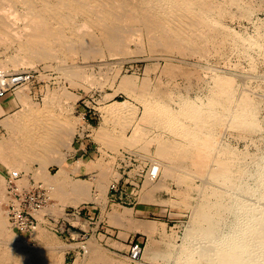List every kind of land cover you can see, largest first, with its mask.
Segmentation results:
<instances>
[{"label":"rangeland","instance_id":"obj_1","mask_svg":"<svg viewBox=\"0 0 264 264\" xmlns=\"http://www.w3.org/2000/svg\"><path fill=\"white\" fill-rule=\"evenodd\" d=\"M211 1L221 9L225 7L223 13H221L222 10L215 9L217 13L219 10L221 11L218 15L221 14L222 17L215 15L217 14L215 11L213 13L216 17L215 20L220 21V25L216 24L217 30L214 29L215 32L210 33L208 38L204 37L207 41L204 38L197 40L194 48L188 45L189 48H185L186 44H182L183 48L179 49L178 45L177 49L179 50L173 48V54L171 49L172 47L176 48L177 45L171 46L168 52H166L167 48L165 50L159 48L160 52L157 48L156 51V48L152 46V40L148 41L144 38L148 37L149 39L152 36L151 33L140 30L141 34L138 29L133 30L135 36L133 31L130 32L129 41L131 42L127 45L129 51L127 47L125 48L128 52L123 49V51L121 50L123 53L118 54V51L110 52V50L101 48L96 51L95 56L94 52L93 55L90 54L94 57H90V55L86 57L87 55L81 53L80 50L74 49L73 55L58 52L53 57L39 59L40 61L35 60L30 64H17L15 68V65H11V61L7 60L10 56L12 58L15 52L21 56L24 52L23 49L19 47L18 49H21L19 51L17 49L19 44L16 45L18 41L12 42L11 37L8 38L10 41L8 39L7 42L5 41L8 47L4 42H0V45L3 44L0 46V53L3 52L0 54V58H4L9 66L6 70L11 72L26 70L31 73L30 81L20 86L16 93L12 94L15 100L14 107L7 112L3 110L0 112V146L3 147L8 139L11 140L10 136L16 135H12L14 133H19L17 137L24 135L20 130L14 129L17 130L14 132L12 126L11 128L7 126L10 125V122L12 124L16 120L17 123L25 117L32 118L41 114L58 121V128L63 125L60 129L57 128V136L61 135L63 139L65 137L67 139L69 130H71L70 137H72L68 145L61 142L62 138L56 137L55 139L60 141H53L55 147L52 148L53 151L50 150V159L44 164L33 160V158H27L26 149L24 157L27 159L21 155L25 161L24 168L19 169L13 165L11 167L6 164L8 162L0 159V214L2 215L0 220L2 218L1 222H7L5 224L8 227L4 224L6 233L0 234V237H3L0 238V250L3 254V256L0 255V264H6L8 261L10 264H24L20 262L19 257L21 256L27 258L28 262L25 264H37L43 259V256L55 259L56 264H95L99 261L96 259L99 258L100 261L96 264H100V262L103 264L104 261H107V264H264V0ZM231 1L235 2L233 6L227 3ZM240 6L245 9L239 8L240 11L234 9ZM230 33L232 34L230 35ZM221 34L224 37L222 40ZM233 35L240 39L235 36L233 38ZM213 36L219 39L217 40ZM139 39L141 40L139 41ZM225 39L229 41L225 42L227 41ZM142 40L144 43L141 42ZM204 40L207 45L202 46ZM236 41L239 43H235ZM198 43H200L199 46ZM235 44L236 47H234ZM201 47L202 50H200ZM148 48L152 49L151 53ZM183 49L186 51L184 52ZM189 49L192 51L188 53ZM180 50L184 52L185 56H181L183 53L181 54ZM99 51L100 54L102 51V55H98ZM206 51L209 53L207 54ZM128 53L131 54L127 55ZM193 53L195 54L192 55ZM203 55L205 56L203 57ZM175 65L177 68L172 69ZM73 66H77V69ZM69 67L71 70H68ZM167 68L170 69V73H166ZM171 69L173 70L172 75L175 76L172 78ZM174 70L177 73L174 74ZM76 76L77 78H75ZM143 77L144 81H141ZM126 80L131 81V86L132 83H135L133 88L130 86L132 92L126 86L127 84L129 86V82ZM219 80L221 83H218ZM140 81L143 84L147 81L150 82L149 85L146 83L145 90L149 88L147 91L140 90L144 88L140 85ZM158 84H161L162 88L164 84L168 85L164 86V90L162 89L161 92V87ZM223 85L226 91L221 92L224 89ZM137 86L142 87L138 88ZM134 88L138 89L137 92ZM138 91H141L139 92L141 95ZM158 91L161 92L160 95L162 93L168 95L170 91L169 96L173 92L176 96L178 93L181 98L178 96L177 98L173 94L174 96H167L165 99L166 95L165 97L163 94L160 96ZM133 92L138 94L135 95ZM142 92L151 94L149 93L150 96L146 94L145 98V94ZM172 96L174 99H171ZM197 96L200 100H197ZM183 97L184 101H188L189 98V101L192 99V101L204 105L208 104L207 101L211 102L212 100L213 107L217 111L223 109L220 111L221 114L227 111L231 116L229 122L219 120L212 123L209 132L213 136V144L216 142L211 149L212 156L205 163L193 161L194 159L198 160L195 157L196 154L198 155V150L196 152L197 148L191 145L185 136H177L178 134L175 135L163 125L148 122L149 120H145V115H143V110H145L143 102L159 101V104L178 109L177 103H181ZM203 99L206 100L201 102ZM116 101L125 103L127 107L126 113H124L128 115L123 113L120 116L125 115L129 118L132 114L130 124L127 125L126 121L123 123L121 119L114 122L111 115L108 116L104 112V106L118 103ZM7 121L9 124H6ZM185 121L189 123L188 119ZM226 121L229 124L226 125ZM16 123L14 125H17ZM146 127L150 131L147 133L148 135ZM64 128L66 129L63 131L68 130V132H61ZM138 129L146 135L143 137L142 133L139 135ZM105 135L109 136V140ZM162 138L165 141L177 142L180 146L182 145L184 153L181 154V157L183 155V158L179 159L178 155L177 158L165 159V157L157 155L159 154L157 151L159 142ZM111 139H115L117 144H114ZM157 140L158 142H156ZM51 153L54 155L53 158L58 157L63 160L64 167L69 171L70 179H68L70 181L79 180L90 185V197L92 198L88 197L76 205L73 204L69 198L70 194V197H73V191L69 186L67 187L68 184L63 185L61 188L63 190L56 187L57 195L65 194L63 198L53 192L57 190L54 184L52 185V182L50 183L45 178V174L55 175L60 170L61 164L57 163L58 161L55 159L52 160ZM82 154H86V157L82 158ZM0 156H3L2 152ZM228 157L229 159H227ZM158 160L160 161L158 162ZM162 161L167 164L164 165ZM224 163L226 164L221 168L219 176L215 177V174L213 176L212 171ZM154 166L158 169L155 175H152L151 169ZM7 169L23 170V180L20 181L22 184L27 185L32 177L47 187L50 196L49 202L35 214L38 221L37 228L21 236H18L13 230L8 213V205L12 196L7 189ZM159 180L161 181L159 182ZM47 183L49 186L51 184L50 188L55 189L52 191ZM113 184L115 187H112ZM151 185L152 187H150ZM200 186H202L201 189ZM68 189L72 193L71 191L68 193ZM103 189H106V193ZM198 189H200V194ZM182 201L189 204L185 203L186 205H184ZM122 211L128 217L119 216ZM199 211L207 212L212 217L208 221L202 220L197 215ZM144 222L150 223V230L144 228ZM190 226L193 231H190ZM204 230L206 231L205 235ZM209 231H211L210 235L207 236ZM38 233L41 234L38 235ZM90 243H95L94 247L98 253L91 249ZM61 245L62 248H59ZM64 246L66 247L64 248ZM2 247L8 248L3 251ZM17 249L19 250L17 251ZM41 251L42 254H40ZM16 254L17 256H15ZM7 255L10 259L3 261V259L6 260L4 256ZM97 255H103V257ZM93 256L98 258L95 259ZM36 258L38 260H35ZM56 258L58 259L56 260ZM107 258H109V262Z\"/></svg>","mask_w":264,"mask_h":264},{"label":"bare ground","instance_id":"obj_2","mask_svg":"<svg viewBox=\"0 0 264 264\" xmlns=\"http://www.w3.org/2000/svg\"><path fill=\"white\" fill-rule=\"evenodd\" d=\"M218 1V0H217ZM220 1V0H219ZM228 1V0H227ZM230 1V0H229ZM231 2H227L230 3V6L234 3ZM241 2V1H240ZM244 2V1H243ZM226 3V2H224ZM221 4V2H220ZM240 4V3H239ZM227 5V4H226ZM223 7V6H222ZM220 9L222 10V12L219 10L218 13L215 11V9ZM225 8V7H224ZM224 8H219L217 7L216 3L212 2L211 0H0V42L1 43H5L6 45V40L11 37L12 42H17L16 45L19 44V46L17 47V49L20 47L21 49H23V51L26 53H22L21 56L17 55L15 52V56L13 55L11 60L10 58L7 61H11L10 63H12L11 65H15L14 67H17V64L20 63H33L35 62V60L40 61L41 59H46L49 57H53L56 53L58 52H63V54H68V53H73L75 51H73L74 49H78L81 51V53L87 55L86 57H88V55H90L94 52V56L96 51L100 50L101 48L107 49L115 52L118 51L117 53L120 54L123 49L124 51L126 50L125 48L127 47L128 43L131 42L129 41L131 38V31L133 30H138L140 33V30H145V32H150L152 35L150 38L153 39H148V37H144L146 38L148 41L152 40V46L153 48H156L155 50L160 52L161 49L165 50V48H167L166 52L169 51V48L171 46L177 45V47H172L171 51L173 54V48L177 49L179 46V49L183 48L182 46L186 44L185 48H187L188 46L191 48L195 47V42H197V40L199 39H203L204 37H207L210 35V33L215 32V30H217L216 28V24L218 23L220 25V21L217 22V19L215 20L216 17H214L213 13L215 11V15H218L220 12L223 13V9ZM240 7L238 8H234L237 11H240ZM243 8V7H242ZM241 8V9H242ZM229 9V8H227ZM239 9V10H238ZM245 9V8H243ZM242 9V10H243ZM241 10V11H242ZM225 12V10H224ZM235 12V11H234ZM232 12V13H234ZM231 13V14H232ZM244 13V12H242ZM241 13V15H243ZM229 14V12H228ZM237 14V13H236ZM239 14V13H238ZM230 15V14H229ZM234 15V14H233ZM221 16L222 15H218ZM220 19V18H219ZM225 20V19H224ZM224 24V23H222ZM229 25V24H228ZM224 26V25H223ZM228 28V27H227ZM230 29V28H229ZM233 29V28H232ZM147 30V31H146ZM226 31V30H225ZM229 31V30H228ZM134 32V31H133ZM231 32V31H230ZM235 32V31H234ZM237 32V31H236ZM226 33V32H225ZM238 33V32H237ZM133 34V33H132ZM142 34V33H141ZM214 34V33H213ZM212 34V35H213ZM216 34V33H215ZM220 34V33H219ZM232 33H230L231 35ZM135 32H134V36H135ZM148 35V34H146ZM145 35V36H146ZM236 35V34H235ZM233 35V38L234 36ZM132 35V37H134ZM140 36V34H139ZM137 36V37H139ZM221 36V40L222 38L224 39V37ZM227 36V35H224ZM141 37V36H140ZM215 37V36H213ZM230 37V36H229ZM238 36H235V38ZM242 37V36H241ZM217 39V37H215ZM227 38V37H226ZM232 38V36L230 37ZM240 39V37H238ZM134 39V38H133ZM143 39V38H142ZM206 40V38H204ZM211 39V38H210ZM214 39V38H213ZM219 39V38H218ZM217 39V40H218ZM243 39V38H242ZM138 40V38H137ZM141 39H139L140 41ZM144 40V39H143ZM143 40L141 42H143ZM146 40V41H147ZM205 40L203 42V45L206 44ZM228 42V39H225ZM238 40V39H236ZM6 41V42H5ZM8 41H10V39H8ZM134 41V40H133ZM207 41V40H206ZM211 42V40H208ZM215 41V40H214ZM220 41V40H219ZM233 41V40H232ZM209 42V43H210ZM216 42V41H215ZM224 42V43H225ZM11 43V42H10ZM136 43V42H135ZM139 43V42H137ZM144 43V42H143ZM202 43V42H201ZM214 43V42H213ZM219 43V42H218ZM223 43V44H224ZM233 43V42H231ZM235 43H239V42H235ZM183 44V45H182ZM200 43H198L199 46ZM217 44V42H216ZM215 44V46H216ZM221 44V43H220ZM244 44V43H243ZM3 45V44H1ZM0 45V46H1ZM135 45V44H134ZM179 45V46H178ZM182 45V46H181ZM188 45V46H187ZM197 45V44H196ZM207 45V44H206ZM225 45V44H224ZM230 45V42H229ZM232 45V44H231ZM7 46V45H6ZM5 46V47H6ZM136 46V45H135ZM148 46V45H147ZM194 46V47H193ZM211 46V45H209ZM227 46V45H226ZM8 47V46H7ZM130 47V46H129ZM138 47V46H137ZM142 47V45H141ZM150 47V46H149ZM188 47V48H189ZM234 47H236V44L234 45ZM139 48V47H138ZM152 48V47H151ZM161 48V49H159ZM199 48V47H198ZM219 48V47H218ZM227 48V47H226ZM238 48V46H237ZM20 49V50H21ZM128 49V47H127ZM131 49V48H130ZM149 49V48H148ZM177 49V50H179ZM205 49V48H203ZM208 49V48H207ZM209 49H211L209 47ZM220 49V48H219ZM242 49V48H241ZM19 50V49H18ZM19 50V51H20ZM122 50V51H121ZM134 50V49H133ZM132 50V51H133ZM143 50H145L143 48ZM150 53L152 49H149ZM148 50V51H149ZM153 50V51H155ZM176 50V52H177ZM184 50V49H183ZM197 50V49H196ZM195 50V51H196ZM202 50V47L201 49ZM213 50H215L213 48ZM223 50V48H222ZM16 51V50H15ZM18 51V54H19ZM104 51V50H103ZM127 51V50H126ZM129 51V49H128ZM127 51V52H128ZM152 51V52H153ZM186 50H184L185 52ZM188 53L190 51H192V49L187 50ZM221 51V50H220ZM112 52V53H113ZM137 52V51H135ZM143 52V51H142ZM158 52V53H159ZM181 52V54L184 52L183 51H179ZM201 52V51H200ZM205 52V51H203ZM207 52V51H206ZM3 53V52H2ZM0 53V54H2ZM123 53V52H122ZM171 53V52H170ZM198 53V52H197ZM209 52H207L208 54ZM62 54V53H61ZM116 54V53H115ZM131 53H128L127 55H129ZM180 54V53H178ZM181 56H185L184 55ZM191 54V53H190ZM189 54V56H190ZM195 53H193L192 55H194ZM203 54V53H202ZM73 55V54H72ZM90 55V57L92 56ZM97 55V54H96ZM98 55H102V51L100 54ZM206 55V54H205ZM203 55V57L205 56ZM60 56V55H59ZM58 56V57H59ZM92 56V57H94ZM187 56V54H186ZM188 56V57H189ZM200 56V55H199ZM2 57V56H1ZM57 57V58H58ZM151 57V56H150ZM162 57V56H161ZM171 57V56H169ZM63 58V56H62ZM61 58V60H62ZM159 58V57H158ZM177 58V57H176ZM40 59V60H39ZM96 59V58H95ZM132 59V58H131ZM135 59V58H134ZM184 59V57H183ZM201 59V58H200ZM56 60V59H55ZM115 60V59H114ZM181 60V59H180ZM7 61L0 58V69L5 70L6 68H8L9 66H7ZM65 61H66V57H65ZM73 61V60H72ZM118 61V60H117ZM183 61V60H182ZM61 62V61H60ZM116 62V61H115ZM156 62V61H155ZM168 62V61H167ZM101 63V62H100ZM157 63V62H156ZM180 63V62H179ZM62 64V63H61ZM173 64V62H172ZM176 64V62H175ZM60 65V64H59ZM63 65V64H62ZM69 65V64H68ZM79 65V64H78ZM165 65V64H163ZM171 65V64H170ZM177 65L174 66L175 69ZM71 67V65H70ZM70 67L68 68V70L70 69ZM74 68H76L75 66H73ZM79 67V66H78ZM155 67V66H154ZM153 67V68H154ZM171 67V66H169ZM72 68V69H74ZM83 68V67H82ZM107 68V67H106ZM152 68V69H153ZM184 68V67H183ZM77 69V68H76ZM74 69V70H76ZM151 69V70H152ZM155 69V68H154ZM171 69V74L172 75V70ZM67 70V68H66ZM71 70V69H70ZM73 70V71H74ZM80 70H82L80 68ZM79 70V72H80ZM109 70V69H108ZM119 70V69H118ZM170 69H166L165 71H167L166 73H170L169 71ZM182 70V69H181ZM184 70V69H183ZM175 71V70H174ZM179 71V70H178ZM214 71V70H213ZM67 72V71H66ZM72 72V71H70ZM75 72V71H74ZM73 72V74H74ZM83 72V71H82ZM104 72V71H103ZM117 72V71H116ZM161 72V71H160ZM163 72V71H162ZM68 73V72H67ZM77 73V72H76ZM119 73V71H118ZM177 73V71L174 72V74ZM183 73V72H182ZM185 73V72H184ZM183 73V74H184ZM70 74V73H69ZM78 74V73H77ZM76 74V75H77ZM82 74V73H81ZM87 74V73H86ZM107 74V73H106ZM105 74V75H106ZM164 74V73H163ZM180 74V73H179ZM236 74V73H235ZM75 75V74H74ZM73 75V77H74ZM79 75V74H78ZM115 75V74H114ZM135 75V74H134ZM240 75V74H239ZM72 76V75H71ZM86 76V75H85ZM117 76V74H116ZM133 77V75H130ZM136 76V75H135ZM174 75L171 76V78ZM106 77V76H105ZM145 77V76H144ZM144 77L143 80L144 81ZM175 77V76H174ZM77 78V76L75 77ZM197 78V77H196ZM96 79V78H95ZM94 79V80H95ZM107 79V78H106ZM131 79V78H130ZM148 79V78H146ZM145 79V80H146ZM161 79V77H160ZM132 80V79H131ZM150 80V79H149ZM159 80V78H158ZM128 81V80H126ZM134 82V80H132ZM140 81V85L144 86V88L140 89L143 91H147L148 89L145 90V86L146 83H148L147 85H149V81L145 82L144 84ZM122 82V81H121ZM129 82V86L128 84L126 85L127 87H129V91L133 88L132 86L135 84L132 83V86L130 84L131 81ZM220 82V80L218 81V83ZM142 83V84H141ZM164 83V82H162ZM161 83V84H162ZM221 83V82H220ZM78 84V83H77ZM119 84V83H118ZM123 84V83H122ZM126 84V83H125ZM161 84H158V86H160ZM224 84V83H223ZM247 84V83H246ZM120 85V84H119ZM151 85V84H150ZM153 85V84H152ZM157 85V84H156ZM168 85V84H166ZM164 84V86H166ZM217 85V84H216ZM130 86L132 87L130 89ZM142 86H137L138 88L142 87ZM155 86V85H153ZM152 86V87H153ZM163 86V88H164ZM224 86V85H223ZM148 87V86H147ZM156 87V86H155ZM161 87V86H160ZM222 86H220L221 88ZM126 88V87H125ZM154 88V87H153ZM161 87L160 91L162 92L164 89ZM169 88V87H168ZM119 89V88H117ZM122 89V88H121ZM124 89V88H123ZM128 89V88H127ZM135 89V88H134ZM133 89V90H134ZM163 89V90H162ZM167 89V88H166ZM170 89V88H169ZM222 89V88H221ZM136 92L138 89H135ZM152 90V89H151ZM154 90H156L154 88ZM160 91H158V94L161 93ZM166 91V90H165ZM164 91V92H165ZM174 91V90H173ZM215 91V90H214ZM226 91V88L224 86V89L221 91ZM132 92V90H131ZM141 91H138V93ZM153 92V91H152ZM180 92V91H179ZM186 92V91H185ZM218 92V91H217ZM113 93V92H112ZM136 93V94H138ZM144 93V92H142ZM150 93V92H149ZM149 93L147 92L146 94L149 95ZM166 93V92H165ZM168 93V92H167ZM172 93V90H171ZM133 94H135L133 92ZM132 94V95H133ZM135 94V95H136ZM141 95V93H139ZM145 94V93H144ZM146 94L144 95V97L146 98ZM151 94V93H150ZM157 94V93H156ZM157 94V95H158ZM163 94V93H162ZM161 94V95H162ZM170 94V91H169ZM166 94H163V96L167 99ZM174 94V92H173ZM171 94V95H173ZM139 95V96H140ZM154 95V94H153ZM156 95V96H157ZM160 95V94H159ZM160 95V96H161ZM170 95V96H171ZM175 95V94H174ZM173 95V96H174ZM184 95V94H183ZM129 96V95H128ZM139 96H137L139 98ZM150 96V95H149ZM159 96V97H160ZM169 96V97H170ZM173 96L171 97V99H174ZM176 96V95H175ZM178 96V93H177ZM176 96V97H177ZM181 96V95H180ZM178 96V97H180ZM135 97V96H134ZM143 97V96H142ZM152 97V96H151ZM155 97V96H154ZM177 97V98H178ZM195 97V95H194ZM176 98V99H177ZM181 98V97H180ZM188 98V97H187ZM198 98V96L196 97ZM149 99V97H148ZM154 99V98H153ZM184 97L182 98V102L181 103H177L179 108L176 109V107H174L173 109L169 106L163 105V104H159V101L156 103L155 101H146L145 103L143 102L142 104H145V110L144 114L145 115V120H149L148 122H153L156 124H160L163 125L164 128L169 129V131L171 130L173 133L178 134L177 136L181 135L185 136V138H187L190 142L191 145L195 146L198 150V155L195 157L198 158V160H193V161H201L202 163H205L208 161V159L212 156L211 155V149L214 147L215 142L213 144V140L212 137L210 135V128L211 125L214 121H224L227 120L229 122V117L231 118V116L228 115L227 111V115L226 113L221 114L220 111L223 110L221 109L220 111H217L214 107H213V102L211 100V102L207 101V105L204 104H200L197 102L192 101V99H190L191 101H184L183 100ZM186 99V98H185ZM207 100L209 99L208 96L206 98ZM203 99L201 102H203ZM142 100V99H141ZM155 100V99H154ZM178 100V99H177ZM176 100V101H177ZM187 100V99H186ZM196 100V99H195ZM197 100H200L199 98ZM170 101V100H168ZM173 101V100H172ZM179 101H181L179 99ZM118 103H113V104H109L104 106V112L107 113V115H111L110 117L113 118L114 122H117V120L121 119V121H126L127 125L131 123L132 121V114L129 118H127L125 115L127 107L125 105V103H122L121 101H116ZM142 102V101H141ZM140 102V103H141ZM161 102V101H160ZM200 102V101H199ZM206 102V101H205ZM4 103V102H3ZM122 103V104H121ZM169 104V102H168ZM172 104V103H171ZM219 104V102H218ZM176 105V104H175ZM133 106V105H132ZM173 106V104H172ZM222 107V105H220ZM6 107V106H5ZM4 107V108H5ZM130 107V106H129ZM137 108V106H135ZM143 107V108H144ZM138 109V108H137ZM176 109V110H175ZM218 109V108H217ZM227 109V108H226ZM3 108L0 105V112H2ZM129 111H132V109ZM125 112V113H124ZM135 112V111H134ZM125 114L123 116H120L122 114ZM128 113H132V112H128ZM225 114V115H224ZM106 115V114H105ZM134 115V113H133ZM142 115V116H143ZM231 115V113H230ZM107 116V117H108ZM106 117V116H105ZM121 117V118H120ZM126 117V118H125ZM144 118V116L142 117V119ZM227 118V119H226ZM109 119V117L107 118ZM188 119L189 123H187L185 120ZM9 120V119H8ZM15 120V119H14ZM116 120V121H115ZM143 121V120H142ZM225 122L226 125L228 122ZM231 121V120H230ZM13 122V121H12ZM8 123V121L6 122V124ZM16 123V120L15 122ZM14 123L10 125H7L12 129H17L20 130L22 132L23 137L19 136L17 137L19 134L14 133L12 135L15 136H10L11 140H7L6 143L4 144V146L2 147V145L0 147V151L2 152L3 156H0L1 160H5V162H8L6 164H9V166L12 165L13 166H17L19 169L22 168L24 166V160L22 159V157H24V150L26 149V155L27 158L30 157L33 158V160H38L40 162H42V164H44V162L49 161L50 159V150H52L54 146L53 141L58 140L59 138H62L61 135L59 137V135H56V131L58 128V121L56 122L53 118H47V115H40V116H34L32 118L29 117H25L22 121H17V125H14ZM113 123V122H111ZM124 123V122H123ZM122 123V124H123ZM136 123V122H135ZM144 123V122H143ZM147 123V122H146ZM9 124V123H8ZM118 124V123H117ZM148 124V123H147ZM146 124V125H147ZM229 124V123H228ZM126 125V124H124ZM122 125V126H124ZM63 127V125H61ZM60 126V128H61ZM121 127V125H119ZM135 126V125H134ZM138 127V126H137ZM156 127V126H155ZM58 128V129H60ZM148 127H146L147 129ZM66 128L62 129L61 132H68V130H65ZM67 129H69L67 127ZM122 129V128H121ZM124 129V128H123ZM122 129V130H123ZM133 129V128H132ZM163 129V128H162ZM16 130V131H17ZM118 130V129H116ZM121 130V131H122ZM136 130V129H135ZM148 131H146V134L149 133V129H147ZM14 130V132H16ZM19 131V132H20ZM71 133V130H69ZM102 131V130H101ZM106 131V130H105ZM112 131V130H111ZM139 131V129H138ZM136 131V132H138ZM168 131V130H166ZM59 132V130H58ZM104 132V131H103ZM170 132V133H172ZM70 133H68V137L66 139H61L63 141H61L63 144L68 145L70 144V141L72 139V137H70ZM139 131V135H140ZM168 133V132H167ZM20 133V135H22ZM58 134V133H57ZM65 134V133H62ZM105 134V133H104ZM146 134H141L142 137L143 135ZM166 134V133H165ZM67 135V134H65ZM62 135V136H65ZM73 135V134H72ZM109 135V134H108ZM148 135V134H147ZM106 136V135H105ZM115 136V135H113ZM58 139H55V138ZM109 137V136H108ZM106 136V138H108ZM111 137V136H110ZM119 138V136H117ZM122 137V136H121ZM141 137V138H142ZM160 137V136H159ZM22 138V139H21ZM151 138V137H150ZM158 138V137H157ZM165 138V137H164ZM173 138V137H172ZM184 138V139H185ZM215 138V137H214ZM20 139V140H19ZM125 139V138H124ZM167 139V137H166ZM170 139V138H169ZM168 139V140H169ZM186 139V140H187ZM109 140V138H108ZM112 140V139H111ZM123 140V139H122ZM150 140V139H148ZM152 140V139H151ZM156 140V139H155ZM159 140V139H158ZM158 140L156 142H158ZM174 140V139H173ZM216 140V139H215ZM60 141V140H58ZM106 141V140H104ZM114 141L113 143L115 144V139L112 140ZM111 141V142H112ZM119 141V140H117ZM177 141V139H176ZM122 142V141H121ZM183 142V141H182ZM107 143V142H106ZM109 143V142H108ZM112 143V145H113ZM153 143V142H151ZM117 144V143H116ZM182 144V143H181ZM108 145V144H107ZM156 145H158V143H156ZM110 146V145H109ZM144 147V146H143ZM142 147V149H143ZM222 147V146H221ZM225 147V146H223ZM145 149V148H144ZM155 149V148H153ZM157 149V148H156ZM224 149V148H223ZM137 150V149H136ZM148 151V150H147ZM154 151V150H153ZM158 153L157 155H160L162 157L166 158H172L176 157L179 155V159L181 157V154L184 153V148H182V145L180 146L179 144H177V142L175 143H171L170 141H165L163 140V138L160 140L159 142V147L157 149ZM0 152V154H1ZM155 152V151H154ZM153 152V153H154ZM195 152V153H196ZM28 153V154H27ZM151 153V152H150ZM218 153V152H217ZM220 153V152H219ZM218 153V154H219ZM224 153V151H223ZM52 155V160L55 159V161H58L57 163L61 164V168L58 172H56L55 175H46V179H48V181H50V183L52 182V185L54 184V187L61 189L63 187V185L68 184L67 187L69 186L70 189H72L73 197H70L71 200L70 202H72L73 204H77L79 202H81L83 199L85 198H92L90 197V185H88V183H85L84 181H79V180H74V181H70L69 179V171L66 167H64L63 165V160H60L57 156V158H53V153H51ZM193 154V153H192ZM227 154V153H226ZM22 155V157H21ZM143 155V154H142ZM228 155V154H227ZM219 156V155H218ZM229 156V155H228ZM4 157V158H2ZM225 157V156H224ZM7 161H6V159ZM26 157H24L25 159ZM26 158V159H27ZM156 158V157H155ZM177 158V157H176ZM183 158V155L182 157ZM217 158V157H216ZM163 159V158H162ZM229 159V157L227 158ZM226 159V160H227ZM231 159V158H230ZM2 160V161H3ZM178 160V159H175ZM217 160V159H216ZM221 160V159H220ZM219 160V161H220ZM225 160V161H226ZM239 160V159H238ZM160 160H158L159 162ZM163 162V161H162ZM172 162V161H171ZM47 163V162H46ZM164 163V162H163ZM174 163V162H173ZM158 164V163H157ZM162 164V163H161ZM160 164V165H161ZM167 163H164V165ZM170 164V161H169ZM224 164H220V166L218 169L212 171L213 176L218 177L219 173L221 172V168L225 165ZM26 165V164H25ZM159 165V164H158ZM219 165V163H218ZM229 165V164H228ZM170 166H172L170 164ZM44 167V166H43ZM46 167V166H45ZM168 167V166H167ZM216 167V168H217ZM24 168V167H23ZM176 168V167H174ZM180 168V167H178ZM177 168V169H178ZM239 168V167H238ZM75 170V169H74ZM175 170V169H174ZM178 171V170H177ZM40 173V172H39ZM45 173V172H44ZM37 174V173H36ZM104 174V173H103ZM172 174H175L172 172ZM215 174V175H214ZM44 175V176H45ZM102 176V175H101ZM212 176V177H213ZM44 178V179H45ZM69 178V179H68ZM23 180V179H22ZM100 180V179H99ZM1 181V180H0ZM161 180H159L160 182ZM179 181V180H176ZM49 183V182H48ZM47 183V185H48ZM153 184V183H152ZM102 185V184H101ZM158 185V184H157ZM160 185V184H159ZM163 186V183L161 184ZM49 186V185H48ZM51 186V184H50ZM49 186V188H50ZM100 186V185H99ZM53 187V188H54ZM66 187V186H65ZM152 187V185L150 186ZM156 187V186H155ZM160 187V186H158ZM157 187V189H158ZM202 186H200L199 188L201 189ZM54 188V189H55ZM56 188L57 191H55L54 189H52L53 192H58V189ZM103 188V187H102ZM70 189H68V193H70ZM198 189V193L199 190ZM63 190V189H61ZM104 190V189H103ZM51 191V190H50ZM66 191V188H65ZM71 191V193H72ZM102 191V189H101ZM106 193V189L104 190ZM103 191V192H104ZM222 191V190H221ZM220 191V192H221ZM61 191H59L60 193ZM154 192V191H152ZM151 192V193H152ZM201 192V191H200ZM219 192V193H220ZM62 193V192H61ZM150 193V194H151ZM173 193V192H172ZM205 193V192H204ZM104 194V193H103ZM200 194V193H199ZM211 194V193H210ZM209 194V196H210ZM223 194V193H221ZM60 195V194H58ZM57 195V196H58ZM207 195V194H205ZM61 196V195H60ZM65 196V194L63 195ZM63 196H61V198H63ZM146 196V195H144ZM143 196V197H144ZM208 196V195H207ZM59 197V196H58ZM216 197V196H215ZM220 197V196H219ZM105 198V197H104ZM146 198V197H145ZM216 199V198H215ZM66 200V199H65ZM69 200V199H68ZM67 200V201H68ZM87 200V199H86ZM148 200V199H147ZM213 201V200H211ZM168 202V201H167ZM171 202V201H170ZM184 205H188L189 203H186L185 201ZM209 202V201H208ZM159 203V202H158ZM186 203V204H185ZM211 203V202H210ZM222 204V203H221ZM224 205V204H223ZM195 207V205H194ZM201 208V207H200ZM212 208V207H211ZM218 209V206H217ZM214 210V209H213ZM212 211V209H211ZM216 211V210H215ZM221 211V210H220ZM108 212V211H107ZM112 212V210H111ZM196 212V211H195ZM217 212V211H216ZM1 213V212H0ZM115 213V212H114ZM119 213V212H118ZM194 213V212H193ZM127 216V214H125L123 211L119 214V216ZM196 215V213H195ZM198 217L201 218L202 220H209L212 216H210V214H208L207 212H203V211H199L198 212ZM196 215V216H197ZM0 216H2L0 214ZM118 216V215H117ZM121 216V217H122ZM120 217V218H121ZM128 217V216H127ZM81 218V217H79ZM119 219V217H117ZM125 218V217H124ZM5 219V218H4ZM200 219V220H201ZM1 220H3L1 218ZM0 220V234L4 235V233H6V231L4 232V224L7 222H1ZM77 220L78 217H77ZM6 221V220H5ZM121 221V220H120ZM204 222V221H203ZM83 223V222H81ZM145 223V224H144ZM143 226L144 228H149L150 230V223L144 222ZM204 225V224H203ZM5 226L7 227V225L5 224ZM38 226V225H37ZM192 226H190L191 228ZM8 228V227H7ZM39 228V227H38ZM152 229V228H151ZM39 230V229H38ZM193 231V229L191 228L190 231ZM196 230V229H195ZM199 229H197L198 231ZM214 230V229H213ZM12 231V230H11ZM41 231V230H39ZM196 231V232H197ZM212 231V230H211ZM208 232L207 236L210 235V232ZM45 232V230H44ZM199 232V231H198ZM42 233V232H41ZM41 233H38L41 234ZM192 233V232H189ZM200 233V232H199ZM202 233V232H201ZM206 231L204 230V235H205ZM14 234V233H13ZM196 234V233H195ZM6 235V234H5ZM9 235V234H8ZM44 235V234H43ZM42 235V236H43ZM202 235V236H204ZM10 236V235H9ZM41 236V235H40ZM197 236H199V234L197 233ZM201 236V235H200ZM201 236V237H202ZM192 237V236H191ZM3 238V237H0ZM9 238V237H8ZM5 239V238H4ZM3 240V239H2ZM9 240V239H7ZM41 240V239H40ZM4 242V241H2ZM11 242V241H10ZM93 242V241H92ZM95 242V241H94ZM5 243V242H4ZM14 243V242H12ZM53 243V241H52ZM1 244V243H0ZM8 244V243H7ZM46 244V243H45ZM50 244V243H49ZM95 244V243H94ZM90 243V247H92L91 249L93 251H97L96 248L94 247L95 245ZM13 245V244H12ZM42 245V244H41ZM55 245V243H54ZM57 245V244H56ZM60 245V244H59ZM99 245V244H98ZM153 245V244H152ZM155 245V244H154ZM2 246V245H1ZM23 246V245H22ZM50 246V245H49ZM4 247V246H3ZM2 247V248H3ZM10 247V246H9ZM39 247V246H38ZM62 248V245L59 246V248ZM66 246H64L65 248ZM97 247V246H96ZM101 247V246H99ZM153 247V246H152ZM8 248V247H5ZM5 248H3V251L5 250ZM16 248V247H15ZM46 248V247H45ZM54 248V247H53ZM89 248V247H88ZM51 249V248H50ZM55 249V248H54ZM155 249V248H153ZM19 249H17L18 251ZM31 250V249H30ZM44 250V249H42ZM47 250V249H46ZM61 250V249H60ZM68 250V249H67ZM8 251V250H7ZM13 251V249H12ZM23 251V250H22ZM63 251V250H62ZM101 251V250H100ZM21 252V250H20ZM31 252V251H30ZM29 252V254H30ZM34 252V251H33ZM40 252V251H39ZM54 252V251H53ZM56 252V251H55ZM92 252V251H91ZM160 252V251H159ZM158 252V254H159ZM0 255L3 256L1 250H0ZM7 253V252H5ZM4 253V254H5ZM18 253V252H17ZM23 253V252H22ZM44 253V251H43ZM52 253V252H51ZM94 253V252H92ZM98 253V251H97ZM103 253V251H102ZM161 253V252H160ZM9 254V252H8ZM42 254V251L41 253ZM53 254V253H52ZM51 254V255H52ZM91 254V253H90ZM99 254H101L99 252ZM19 255V253H18ZM36 255V254H35ZM62 255V254H61ZM60 255V256H61ZM13 256V255H12ZM17 256V254L15 255ZM27 256V255H26ZM29 256V255H28ZM95 256V255H94ZM93 256V257H94ZM97 256H102L103 255H97ZM94 257L95 259L98 257ZM172 256V255H171ZM6 257V260L3 259L1 257V259H3V261H7L10 259V257L4 256ZM8 257V258H7ZM30 257V256H29ZM33 257V256H32ZM31 257V258H32ZM38 257V256H37ZM156 257V256H155ZM12 258V257H11ZM20 258V262H23L24 264L27 261V258L25 256H21ZM30 258V259H31ZM43 259H41L40 261L37 262V264H56L55 263V259L51 258V257H47L44 258V256L42 257ZM55 258V257H54ZM62 258V257H61ZM92 258V255H91ZM13 259V258H12ZM11 259V260H12ZM29 259V261H30ZM58 258H56L57 260ZM18 260V259H17ZM34 260V259H33ZM35 260H38V258H36ZM94 260V259H93ZM100 261L99 259H96ZM106 260V259H105ZM108 262H109V258H107ZM14 261V260H13ZM96 262V263H99ZM104 261V260H102ZM9 262V261H8ZM7 262V263H8ZM35 262V261H34ZM105 263L107 261H104ZM6 263V264H7ZM60 263V262H59ZM95 263V264H96ZM103 263V264H105ZM10 264V263H8ZM91 264V263H88ZM93 264V263H92ZM100 264H102V262H100ZM107 264V263H106ZM116 264V263H115Z\"/></svg>","mask_w":264,"mask_h":264},{"label":"built area","instance_id":"obj_3","mask_svg":"<svg viewBox=\"0 0 264 264\" xmlns=\"http://www.w3.org/2000/svg\"><path fill=\"white\" fill-rule=\"evenodd\" d=\"M30 78L31 73L26 70L11 72L0 69V98L9 92L15 94L20 86L30 81ZM157 169L154 166L151 174L155 175ZM23 176V170H9L6 176L7 189L12 196L8 213L11 226L18 236L37 228L38 221L35 214L50 200L47 187L32 177L29 183L24 185L20 182ZM112 187L115 185L113 184Z\"/></svg>","mask_w":264,"mask_h":264},{"label":"crops","instance_id":"obj_4","mask_svg":"<svg viewBox=\"0 0 264 264\" xmlns=\"http://www.w3.org/2000/svg\"><path fill=\"white\" fill-rule=\"evenodd\" d=\"M12 92L7 93L5 96L0 98V105L3 108L4 112H7L9 110H11L14 107L15 104V100H14V96L12 95ZM4 102V103H3ZM6 106V107H5ZM5 107V108H4ZM88 152V151H87ZM82 158L86 157V154H82L81 156ZM8 169L6 171V176L8 174ZM72 174H75L74 172H72Z\"/></svg>","mask_w":264,"mask_h":264}]
</instances>
